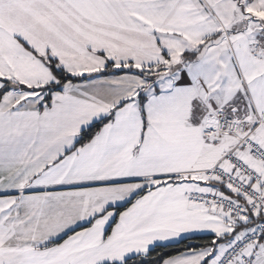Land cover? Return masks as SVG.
Here are the masks:
<instances>
[{
	"label": "snow or ice",
	"instance_id": "1",
	"mask_svg": "<svg viewBox=\"0 0 264 264\" xmlns=\"http://www.w3.org/2000/svg\"><path fill=\"white\" fill-rule=\"evenodd\" d=\"M0 264H264V0H0Z\"/></svg>",
	"mask_w": 264,
	"mask_h": 264
},
{
	"label": "trees",
	"instance_id": "2",
	"mask_svg": "<svg viewBox=\"0 0 264 264\" xmlns=\"http://www.w3.org/2000/svg\"><path fill=\"white\" fill-rule=\"evenodd\" d=\"M157 251H163V252H175L176 249H166V250L158 249Z\"/></svg>",
	"mask_w": 264,
	"mask_h": 264
}]
</instances>
